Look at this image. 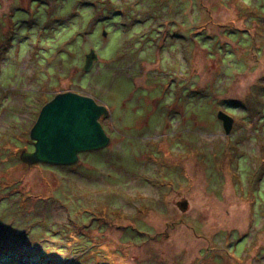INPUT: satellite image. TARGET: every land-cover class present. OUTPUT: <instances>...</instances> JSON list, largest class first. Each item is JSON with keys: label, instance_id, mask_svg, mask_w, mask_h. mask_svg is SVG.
<instances>
[{"label": "rangeland", "instance_id": "374dc122", "mask_svg": "<svg viewBox=\"0 0 264 264\" xmlns=\"http://www.w3.org/2000/svg\"><path fill=\"white\" fill-rule=\"evenodd\" d=\"M65 90L108 146L25 166ZM0 264H264V0H0Z\"/></svg>", "mask_w": 264, "mask_h": 264}, {"label": "water", "instance_id": "95a60500", "mask_svg": "<svg viewBox=\"0 0 264 264\" xmlns=\"http://www.w3.org/2000/svg\"><path fill=\"white\" fill-rule=\"evenodd\" d=\"M94 49L85 54L82 71L87 72L97 61ZM109 111L88 95L74 91L56 93L42 105L36 120L28 132L33 141V150H21L19 159L31 166L47 164L52 166H69L78 161L81 152L101 150L110 141L104 132L100 117L106 118ZM217 118L222 121L226 134L232 127V118L219 110ZM182 211L186 201L179 203Z\"/></svg>", "mask_w": 264, "mask_h": 264}, {"label": "flooded vegetation", "instance_id": "af4514ba", "mask_svg": "<svg viewBox=\"0 0 264 264\" xmlns=\"http://www.w3.org/2000/svg\"><path fill=\"white\" fill-rule=\"evenodd\" d=\"M81 94H82V93H81ZM44 103H45V102H44ZM44 103H43V104H44ZM104 120H105V119H101V122H103ZM219 121H220V120H219ZM29 143H30V145H31V149H29V150L27 149V151H32V150H33V142H32V140L29 139Z\"/></svg>", "mask_w": 264, "mask_h": 264}, {"label": "trees", "instance_id": "16d2710c", "mask_svg": "<svg viewBox=\"0 0 264 264\" xmlns=\"http://www.w3.org/2000/svg\"><path fill=\"white\" fill-rule=\"evenodd\" d=\"M34 167H37V166H34Z\"/></svg>", "mask_w": 264, "mask_h": 264}, {"label": "bare ground", "instance_id": "6f19581e", "mask_svg": "<svg viewBox=\"0 0 264 264\" xmlns=\"http://www.w3.org/2000/svg\"><path fill=\"white\" fill-rule=\"evenodd\" d=\"M91 70V69H90Z\"/></svg>", "mask_w": 264, "mask_h": 264}]
</instances>
